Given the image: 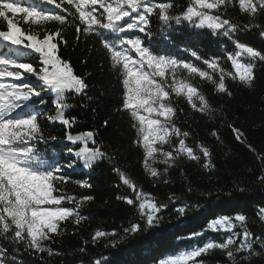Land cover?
<instances>
[{
	"label": "snow or ice",
	"instance_id": "6c2138e0",
	"mask_svg": "<svg viewBox=\"0 0 264 264\" xmlns=\"http://www.w3.org/2000/svg\"><path fill=\"white\" fill-rule=\"evenodd\" d=\"M40 3L52 5L60 12L0 0V237L11 242V250L0 244V264H16L21 246L24 251L47 253L49 257L61 255L46 242L54 243L66 231L65 222L79 225L87 220L80 209L86 201L94 199L90 195L69 196L64 186L75 175L112 160L99 146L95 131L72 132L76 117L69 115L71 99L87 97L88 84L61 53V47L68 46L63 34L65 26H74L77 41L96 39L111 67L120 74L125 90L122 108L136 121L133 127L140 133L136 143L144 150L143 167L155 179L166 174L181 157L202 162L209 172L216 167L208 146L199 143L197 151L186 143L190 133L176 126L173 94L185 97L192 109L212 118L215 109L199 85L191 81L198 77L211 84L216 93L231 96L226 81L238 79L251 88L257 63H264V52L241 43L238 38L239 33L253 28L259 29L264 38V24L259 22L264 17V0H238L240 11L249 17L244 24L227 17L232 0H187L185 10L180 13L173 11L172 0H40ZM20 13L23 23L29 25L27 30L15 18ZM153 17L162 25L161 31L191 26L202 30L200 34L207 31L222 38L217 43L225 46L224 55L232 71L218 57L205 58L197 50H191L190 56L206 67L161 55L160 44L153 39ZM53 24L59 27H48ZM229 43L231 49L227 47ZM53 105L55 115L45 120ZM48 126L62 127L64 140L51 144L57 138L45 134ZM229 127L235 139L244 143L243 133L232 125ZM212 136L221 140L217 132ZM248 147L255 151L251 145ZM45 153L50 159L45 158ZM258 158L264 162V156ZM63 160L68 162L62 163ZM158 163L166 166L163 173L154 167ZM113 171L124 186L136 193L134 197L117 199L137 207L146 225L154 227L167 205L139 190L120 168L113 167ZM260 180L264 182V175ZM73 182L81 188L92 187L84 180ZM177 211L183 215L185 208ZM259 218L264 220V209H260ZM246 221L244 214L213 219L209 228L226 233L223 239L198 243L160 264H203L198 258L210 250L224 252L230 264L264 254V237L254 235ZM140 230L136 223L127 229ZM114 235L98 230L92 241ZM203 235V231L192 232L185 239L196 240ZM95 264L102 261L96 260Z\"/></svg>",
	"mask_w": 264,
	"mask_h": 264
},
{
	"label": "trees",
	"instance_id": "16d2710c",
	"mask_svg": "<svg viewBox=\"0 0 264 264\" xmlns=\"http://www.w3.org/2000/svg\"><path fill=\"white\" fill-rule=\"evenodd\" d=\"M15 2L24 7H36L38 10L42 7L60 12L52 5H42L40 0ZM172 2L176 13L183 12L187 6V0ZM22 17L23 14L20 13L15 18L27 30L29 25L23 23ZM227 17L240 24L249 20L240 11L238 0H232ZM153 21V39L159 42L161 55L206 67L190 56L191 50H197L205 58L218 57L222 65L232 71L231 64L224 55L225 46L217 43L222 38L210 35L207 31L200 34L202 30L191 26H174V30L161 31L159 21L155 17ZM259 22L264 24V17H260ZM48 27L56 28L59 25ZM63 34L68 46L61 47V53L72 63L76 74L88 84L87 97L77 96L71 99L69 115L76 117L72 132L77 134L95 131L99 146L112 160L75 175L64 186L65 194L69 196L79 198L90 195L94 199L81 206V214L87 216V220L81 221L79 225L72 221L65 222L66 231L57 236L54 243L46 242L61 255L49 257L47 253L24 251L21 246V251L16 254V264H95L96 260H101L102 264H160V261L198 243L223 239L227 234L213 232L209 228L211 220L221 216L234 217L237 214L247 217L246 222L254 235L264 237V220L259 218L260 209H264V182L260 180L264 175V162L258 158L264 156V63H257L256 79L251 88L238 79L227 80L231 96L216 93L211 84L200 81L198 77L191 81L199 85L215 109L212 118L192 109L185 97H175L173 94L174 107L177 109L174 117L176 126L190 133L186 143L197 151L196 145L199 143L208 146L213 151V163L216 167L209 172L203 168L202 162L181 157L166 174L155 179L143 167L144 150L136 143L140 133L133 127L136 121L129 111L122 108L125 93L122 78L111 67L105 50L94 38L77 41L74 26H65ZM165 36L168 39H164ZM238 38L241 43L264 52V38H261L259 29L241 32ZM227 47L232 48L230 43ZM185 48L189 51L185 52ZM53 115L54 105L46 113L45 120ZM229 125L243 133L244 143L235 139ZM44 131L46 135L57 138L51 144L64 140V130L60 126H48ZM213 132L220 135V141L212 136ZM248 145L255 151H251ZM164 148L168 149V145H164ZM45 158L50 159V155L45 153ZM67 162L62 161L65 164ZM113 167L125 172L139 190L154 198L157 203L167 205L159 214L161 218L154 227L146 225L137 207L128 205L123 199H117L134 197L136 193L121 183ZM154 167L163 173L166 166L158 163ZM75 180L87 181L92 187L81 188L73 182ZM181 207L185 208L183 215L177 211ZM134 223L139 224L141 230L127 231ZM98 230L115 235L101 237L93 242L92 236ZM201 231L204 235L196 240L185 239L190 233ZM0 244L9 246L11 250V242L3 237H0ZM256 247L259 250V245ZM81 248L85 251L81 252ZM198 259L203 264H230L225 253L220 250H210ZM239 264H264V254L246 261L240 260Z\"/></svg>",
	"mask_w": 264,
	"mask_h": 264
}]
</instances>
